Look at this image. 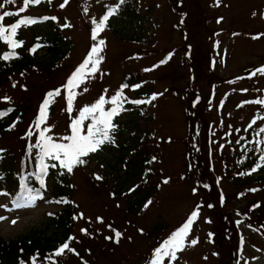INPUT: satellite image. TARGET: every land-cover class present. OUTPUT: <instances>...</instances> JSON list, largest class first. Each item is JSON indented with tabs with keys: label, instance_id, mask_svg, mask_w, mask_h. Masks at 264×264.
Wrapping results in <instances>:
<instances>
[{
	"label": "rangeland",
	"instance_id": "1",
	"mask_svg": "<svg viewBox=\"0 0 264 264\" xmlns=\"http://www.w3.org/2000/svg\"><path fill=\"white\" fill-rule=\"evenodd\" d=\"M0 4V15L13 13L0 22L4 27L24 16L41 18L33 26L20 28L17 40L23 42V49L15 50L0 38V67L7 66L3 56L10 51L31 56L30 45L50 32L65 37L64 54H68L59 61L51 58L47 70L41 63L47 54L38 51L33 59L37 68L23 72L13 65L14 71L0 85V110L26 109L25 116L0 133V152L15 157L20 173L27 142L32 141L28 158L37 164L41 147H35L36 135L44 132L54 142L70 143L62 138L71 135L70 126L80 111L102 95L110 100L125 80L129 83L123 89L126 102L147 101L157 94L145 108L139 104L134 113L126 112V117L113 121L118 125L114 144L106 143L81 157L85 163L74 166L72 172L59 164L71 180V198L79 210L65 242L80 252V258L65 250L56 264L86 260L89 264H151L155 249L194 210L199 214L184 250L176 252L175 261L162 256V264H264V223L258 224L261 230L256 229L260 214L245 212L253 201L259 202L264 215V179L254 180L264 178V167L249 176L242 168L244 151L264 156V103H246L264 101V74L251 75L264 67V0H125L124 4L119 0H42L23 12L19 10L24 0H0ZM117 5L116 18L93 40L96 25L92 21L100 22L104 11ZM44 17L56 19L45 23ZM100 40L104 45H99ZM93 46L102 47L93 60H102L98 71L86 70L84 81L72 90L76 93L72 111L67 110L69 91L62 90L52 97L47 119L37 127L45 92L68 81ZM92 66L89 63L88 69ZM112 107L106 103L104 110ZM131 118L137 125L131 124ZM92 122L91 117L83 122L84 134ZM29 128L34 140L29 138ZM53 181L49 180L47 197ZM198 182L208 194L199 191ZM219 194L224 204L217 201ZM207 195L210 205L197 209ZM11 199V195L0 198V217L6 218L0 220V240L45 231L61 210L47 200L16 207ZM116 231L122 234L118 243ZM46 234L51 235L52 229ZM191 239L198 243L190 245ZM50 256L37 258V264H50Z\"/></svg>",
	"mask_w": 264,
	"mask_h": 264
},
{
	"label": "snow or ice",
	"instance_id": "2",
	"mask_svg": "<svg viewBox=\"0 0 264 264\" xmlns=\"http://www.w3.org/2000/svg\"><path fill=\"white\" fill-rule=\"evenodd\" d=\"M6 3H15V0H5ZM42 0H24V6L20 8V12H23L27 9L29 5L41 4ZM50 3L51 0H48ZM67 2V0H66ZM125 0H119V4H124ZM64 5H61L63 7ZM3 7V4H0V8ZM119 5H117L116 8H110L106 14L101 18L100 22H97L95 19L92 21L93 24H95V28L93 29V40L96 39L99 32L103 31L107 25V21L109 20V17L113 16ZM12 12L5 11L2 15H0V20H3L4 17L12 16ZM16 15H19V13H16ZM44 20L52 19L55 20V17H44ZM37 23V20L31 17L20 19L17 23L11 25V32L8 35H5V33L8 32V29L4 27L3 25H0V38L7 40L11 47L13 49H16L20 46H22V41L17 42L12 37L16 35V31L18 28L21 27V25H31ZM68 26V25H65ZM104 41L100 40L99 45H104ZM35 51V49H33ZM102 51V47L93 46L91 49V52L89 56L85 59V61L79 66V68L72 74V76L67 81L66 85L64 86L69 91L68 95V111H72V105L73 100L75 99L76 93L72 90L79 86L80 83H82L85 79V71L88 70L91 73H95L98 71V66L102 60V57L100 59L93 60V56H98L99 52ZM15 53H8L3 56V59L7 60L11 58ZM89 63H92L93 66L91 69H88ZM161 63H166V61H161ZM147 71V70H146ZM259 72L261 74H264V67L256 69L254 72H252L251 75H256V73ZM129 87L128 85H122L121 90L113 97L110 98V100H106L105 97L102 95L93 105L91 106H85L81 111L79 118L74 120L71 124V135L65 136L62 139L70 141V143H57L54 142L52 137L45 136L44 132L40 133L42 144L40 145L42 150V156H41V173H46L47 171V165L44 163V157H50L51 159H54L56 161H59L60 165L67 169L68 172H72L74 166L79 164H84L85 161L81 159V157L87 156L90 153H94L98 151L101 146L108 144H114L115 138H114V132L116 131L118 125L113 123V118L120 114L122 111H127V109L123 108V89ZM136 88H139L140 85H136ZM83 91H87V88L83 89ZM244 91H247L246 89ZM60 95V90L57 89L54 92H49L47 94L46 99L44 100L43 104L41 105L39 115L36 121L37 127L41 123H44L47 119V110L50 105V99L54 96ZM157 98V94H153L152 97L147 100H134V101H128L129 103L133 104H144V103H151L152 100H155ZM106 103H111L114 105L111 109L108 111L104 110V105ZM246 103H257L261 104L264 103V101L256 100V101H248ZM99 113V116L97 117L95 114ZM0 115H6V113H0ZM89 117L92 118V123L87 127L86 134L85 129L83 127V122ZM255 123V121H253ZM251 126V125H249ZM50 129H45V131H48ZM261 131H264V129H261ZM2 151V150H0ZM155 159V158H153ZM261 159H264V156L261 157ZM52 167H56V165H52ZM256 169L254 168L253 171ZM96 179H102V177L97 176ZM41 183L43 181L41 180ZM167 183V181H165ZM134 190V189H132ZM130 190V191H132ZM195 191V189H194ZM32 199H35L34 197ZM24 205L16 204V207H23ZM198 210H194L188 220L175 232H173L170 237L163 241L160 247L155 249V259L151 262V264H162V256L169 257L170 260L175 261L177 260L176 252L177 251H183L185 241L187 240L191 227L193 223L196 221L198 217ZM6 219L5 217H0V220ZM100 219V218H98ZM102 222V220H101ZM13 224L16 223L15 220L12 221ZM109 227H111L109 225ZM82 232H85L87 234V229H82ZM115 231V230H114ZM122 234L118 231L115 232L116 242H119V237ZM70 239H75L74 237ZM106 239H112V237H107ZM190 245H196L198 243L197 239H191L187 241ZM65 250L69 252H75V249L71 248L69 246L68 242H65L55 253V255L59 256L64 254ZM78 255V253H77ZM21 264H24L23 261H21ZM33 264H35V257L33 258Z\"/></svg>",
	"mask_w": 264,
	"mask_h": 264
},
{
	"label": "trees",
	"instance_id": "3",
	"mask_svg": "<svg viewBox=\"0 0 264 264\" xmlns=\"http://www.w3.org/2000/svg\"><path fill=\"white\" fill-rule=\"evenodd\" d=\"M64 38L65 37L57 36L56 32H50L46 37L43 38L42 43L39 45L38 48L45 49L47 54L45 58H42L44 62H41L47 70L51 68L49 65L51 58L54 59L57 57L59 61L60 58L67 57L68 54H64L65 50L63 48V44L65 42ZM19 58L8 61L9 64H7L5 67H0L2 73L0 75V85H2L7 80L5 76L10 73L9 71H14L13 65L18 66V70L21 71L26 70L27 67H32L33 64H36V66L39 65L38 62L35 63V61H32L27 56L20 59ZM25 112L26 109L22 106H17L15 110L12 111L0 110V113H6V115H0V133L4 132L7 129V126H13L20 117L25 116ZM130 121L131 124L137 125V121H135L134 118H131ZM33 122H35V119ZM30 146L31 140L26 143L27 149L23 159L25 161L23 163L21 173L19 170H17L15 157L10 154L7 155L0 152L1 197H4L10 193L13 194V198L17 201H29L32 200L33 197H40L42 199L45 197L44 194L48 179L46 173H41V164L38 163L34 165V163H32L33 160L28 158L31 155ZM247 151H244L242 154V157L245 158L242 168L246 171L257 167V164L253 159L254 155L250 159V156L248 155L250 152ZM48 161L49 160L47 159L44 163L47 165ZM52 165H56V167H52ZM50 174L52 175V179L54 181L52 192L50 194L51 196L46 199L52 204L60 205L62 207L60 212L55 213V215L52 216L45 231H34L31 233V235L23 237V239L13 241H5L3 239L0 240V264H21V261H23L24 264H29V262L33 260L34 257L35 259L39 258L44 260L46 256H50L56 252L63 244L62 242L67 240L69 235L72 233L71 230L75 224L74 220L77 217L78 210L76 209L77 205L73 203L71 198L72 192L74 190L71 187V180L65 174L63 169L60 168L57 162L51 163ZM260 179L262 178L255 177L254 180L260 181ZM41 180L43 183H41ZM200 192L205 194L202 190ZM224 199V197L222 199V196L220 198L219 195L217 201L221 203L224 202ZM208 201L209 197L207 195V197L199 201L197 205H199V208L201 206L206 207ZM250 203L253 204L252 201L249 202L247 208H245L246 212H249L248 210L251 205ZM259 214V219L261 220L260 222H257V224H262L264 223V215H261V211ZM258 227L261 229L259 225ZM51 229L52 234L48 236L46 234L47 230L49 231Z\"/></svg>",
	"mask_w": 264,
	"mask_h": 264
}]
</instances>
